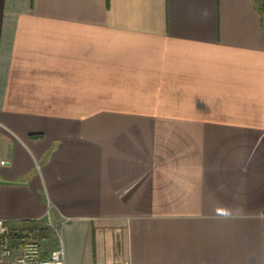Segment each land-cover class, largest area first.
Masks as SVG:
<instances>
[{
	"label": "crops",
	"instance_id": "crops-1",
	"mask_svg": "<svg viewBox=\"0 0 264 264\" xmlns=\"http://www.w3.org/2000/svg\"><path fill=\"white\" fill-rule=\"evenodd\" d=\"M0 180L64 264H264V0H0Z\"/></svg>",
	"mask_w": 264,
	"mask_h": 264
},
{
	"label": "built area",
	"instance_id": "built-area-1",
	"mask_svg": "<svg viewBox=\"0 0 264 264\" xmlns=\"http://www.w3.org/2000/svg\"><path fill=\"white\" fill-rule=\"evenodd\" d=\"M50 229L57 233L53 249L43 243L49 240ZM0 264H64L60 228L49 217L36 216L17 224L0 217Z\"/></svg>",
	"mask_w": 264,
	"mask_h": 264
},
{
	"label": "rangeland",
	"instance_id": "rangeland-1",
	"mask_svg": "<svg viewBox=\"0 0 264 264\" xmlns=\"http://www.w3.org/2000/svg\"><path fill=\"white\" fill-rule=\"evenodd\" d=\"M54 224V223H53ZM55 226V225H54ZM61 235V234H60ZM57 236V233L53 230V229H50L49 232H48V237H49V240L48 241H44V245H48L49 249H53L55 248V238Z\"/></svg>",
	"mask_w": 264,
	"mask_h": 264
},
{
	"label": "water",
	"instance_id": "water-1",
	"mask_svg": "<svg viewBox=\"0 0 264 264\" xmlns=\"http://www.w3.org/2000/svg\"><path fill=\"white\" fill-rule=\"evenodd\" d=\"M3 180H0V182H2Z\"/></svg>",
	"mask_w": 264,
	"mask_h": 264
}]
</instances>
